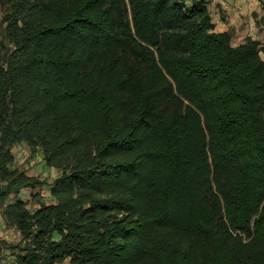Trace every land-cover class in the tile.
I'll return each mask as SVG.
<instances>
[{"label": "trees", "instance_id": "trees-1", "mask_svg": "<svg viewBox=\"0 0 264 264\" xmlns=\"http://www.w3.org/2000/svg\"><path fill=\"white\" fill-rule=\"evenodd\" d=\"M264 22V0H262ZM6 264H264V40L206 0H0Z\"/></svg>", "mask_w": 264, "mask_h": 264}, {"label": "rangeland", "instance_id": "rangeland-1", "mask_svg": "<svg viewBox=\"0 0 264 264\" xmlns=\"http://www.w3.org/2000/svg\"><path fill=\"white\" fill-rule=\"evenodd\" d=\"M3 11L0 8V31L4 28L2 21ZM264 57V55H262ZM15 154V163L13 169H20L25 171L28 175L38 176L44 180V184L38 185L35 188H23L19 194H9L4 204H0V264H6L11 260L9 244L17 242L20 238L19 232L15 227L8 226L3 219V208L6 203L13 202L17 198H22L27 202L30 209L36 210L40 202L52 203V184L53 181L60 175V171L56 168L48 167L41 152L31 155L30 146L24 142H18L13 148ZM64 264H67L65 262Z\"/></svg>", "mask_w": 264, "mask_h": 264}, {"label": "crops", "instance_id": "crops-1", "mask_svg": "<svg viewBox=\"0 0 264 264\" xmlns=\"http://www.w3.org/2000/svg\"><path fill=\"white\" fill-rule=\"evenodd\" d=\"M206 1L215 30L231 33L233 45L245 43L248 38L264 40V22L259 23L263 14L262 0Z\"/></svg>", "mask_w": 264, "mask_h": 264}]
</instances>
